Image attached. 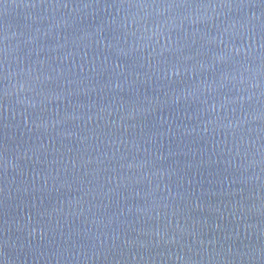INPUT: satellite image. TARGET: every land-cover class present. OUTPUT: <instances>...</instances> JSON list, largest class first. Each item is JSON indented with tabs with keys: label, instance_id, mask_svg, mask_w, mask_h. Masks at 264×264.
Segmentation results:
<instances>
[{
	"label": "water",
	"instance_id": "water-1",
	"mask_svg": "<svg viewBox=\"0 0 264 264\" xmlns=\"http://www.w3.org/2000/svg\"><path fill=\"white\" fill-rule=\"evenodd\" d=\"M0 264H264V0H0Z\"/></svg>",
	"mask_w": 264,
	"mask_h": 264
}]
</instances>
